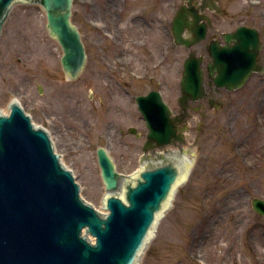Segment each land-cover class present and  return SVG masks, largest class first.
Here are the masks:
<instances>
[{"label": "rangeland", "instance_id": "1", "mask_svg": "<svg viewBox=\"0 0 264 264\" xmlns=\"http://www.w3.org/2000/svg\"><path fill=\"white\" fill-rule=\"evenodd\" d=\"M165 1L74 0L87 52L75 80L62 68V48L40 5H16L0 34V113L18 101L49 132L81 196L102 213L97 149L109 151L121 174L141 166L148 128L136 97L156 88L173 113L181 110L186 51L159 27L161 13L171 14ZM233 6L264 10V0ZM221 93V107H207L206 118L190 111L180 146L195 152L194 165L139 264H264V217L251 206L264 199V74Z\"/></svg>", "mask_w": 264, "mask_h": 264}, {"label": "water", "instance_id": "2", "mask_svg": "<svg viewBox=\"0 0 264 264\" xmlns=\"http://www.w3.org/2000/svg\"><path fill=\"white\" fill-rule=\"evenodd\" d=\"M73 3L0 0V34L16 5H40L50 37L62 48V68L75 80L85 68L87 54L73 22ZM173 35L176 44H184L177 20ZM250 59L246 63L216 64V88L241 89L254 72H259L254 56ZM214 70L211 68V72ZM180 86V103L198 102L205 97L200 60H185ZM136 103L148 128L140 168L121 174L108 150L97 149L106 213L81 196L73 172L55 152L48 131L35 126L19 102L10 103L8 115L0 113V264H139L159 222L171 208L175 192L188 180L194 162L178 183V157L166 148L178 145V154L190 153L180 146L184 137L178 132V118L157 91L138 96ZM186 108L182 106V110ZM156 148L161 150L149 153ZM251 206L264 217V199L254 197Z\"/></svg>", "mask_w": 264, "mask_h": 264}, {"label": "flooded vegetation", "instance_id": "3", "mask_svg": "<svg viewBox=\"0 0 264 264\" xmlns=\"http://www.w3.org/2000/svg\"><path fill=\"white\" fill-rule=\"evenodd\" d=\"M164 4L171 5V14H167L165 10L161 13L158 19L159 27L170 33L172 43L176 47L186 51L185 60L194 57L201 61L205 81V97L198 102L181 103L187 108L180 110L178 114L174 113L179 120L178 132L182 133L185 139L189 130L188 121L193 118L190 111L201 113L202 118H206L207 107H221V101L217 97L222 95L221 91L233 92L216 88L213 82L219 74L216 64L233 61L246 63L254 56L259 72L252 74L250 79L264 74V10L234 7L236 0H167ZM175 20L184 44L175 43ZM211 68L215 70L211 72ZM152 91H157L163 96L162 91L156 88L144 95Z\"/></svg>", "mask_w": 264, "mask_h": 264}, {"label": "bare ground", "instance_id": "4", "mask_svg": "<svg viewBox=\"0 0 264 264\" xmlns=\"http://www.w3.org/2000/svg\"><path fill=\"white\" fill-rule=\"evenodd\" d=\"M169 151H170L169 152L170 155H173L176 158L178 157V161L177 163H175V166L179 171L178 183L180 182L182 183V180L184 179L186 173L188 172L189 166L194 162L192 155L194 151H192V153H182V154L181 153L178 154L179 148L178 149L172 148ZM167 203H169V200L165 201V205H167Z\"/></svg>", "mask_w": 264, "mask_h": 264}]
</instances>
